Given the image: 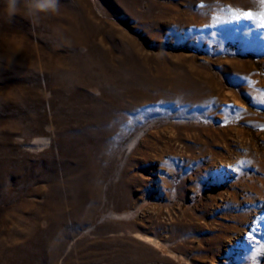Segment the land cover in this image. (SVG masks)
<instances>
[{
  "label": "rangeland",
  "instance_id": "obj_1",
  "mask_svg": "<svg viewBox=\"0 0 264 264\" xmlns=\"http://www.w3.org/2000/svg\"><path fill=\"white\" fill-rule=\"evenodd\" d=\"M264 0H0V264H264ZM240 19H237V16Z\"/></svg>",
  "mask_w": 264,
  "mask_h": 264
},
{
  "label": "clouds",
  "instance_id": "obj_2",
  "mask_svg": "<svg viewBox=\"0 0 264 264\" xmlns=\"http://www.w3.org/2000/svg\"><path fill=\"white\" fill-rule=\"evenodd\" d=\"M4 4L10 20L21 15L30 22L41 14H56L60 8V0H4Z\"/></svg>",
  "mask_w": 264,
  "mask_h": 264
},
{
  "label": "snow or ice",
  "instance_id": "obj_3",
  "mask_svg": "<svg viewBox=\"0 0 264 264\" xmlns=\"http://www.w3.org/2000/svg\"><path fill=\"white\" fill-rule=\"evenodd\" d=\"M242 16L247 20L257 23L260 27H264V12H260L259 14H254L249 11L242 13ZM236 18L240 19L241 17L238 15Z\"/></svg>",
  "mask_w": 264,
  "mask_h": 264
}]
</instances>
